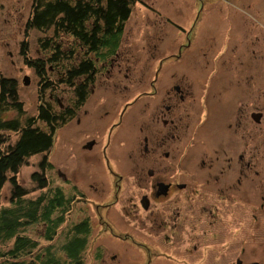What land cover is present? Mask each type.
<instances>
[{"label":"flooded vegetation","instance_id":"flooded-vegetation-1","mask_svg":"<svg viewBox=\"0 0 264 264\" xmlns=\"http://www.w3.org/2000/svg\"><path fill=\"white\" fill-rule=\"evenodd\" d=\"M262 39L258 51H264V38ZM201 45L202 40H199L197 46L201 47ZM154 46H157L156 42ZM155 50H152L146 63L148 68L154 66L153 74L149 76V72L145 70V64L139 61V69H141L139 85L143 86V89L132 101L126 102L122 107H120V103L115 105L116 103L110 100L112 98L103 97L100 90L106 92L110 90V87L120 82V76L122 81L128 79V73L122 74V71L130 69L132 55L125 54L124 49L120 46V49L114 50L100 59L96 56L93 57L95 71L88 84V98L80 108L74 110L73 118L79 119L85 116L89 120L88 124H91L92 119L97 115L98 119L102 121H105L112 113L115 116H120L119 123L116 121L104 123L107 133L106 144L100 143L99 139L91 138L84 142L82 148L90 151L99 145L102 148L103 156L108 157V153L110 156L117 155L118 164L112 166L108 160L105 161L111 178L117 177L114 180L115 183L112 184V196L115 200L127 201L121 207L124 216L153 230L152 237L149 234V241L138 234L135 236H128L126 233L118 234L113 223L117 222L120 217H117L116 220L114 215L116 212H114L108 220L115 219L116 221L110 224L102 217L101 212L102 209L109 208L110 203H100L96 204L95 214L98 216L101 227L105 231H110L107 236L109 241H105L106 237L102 242L115 249V253L111 254L110 259L115 264L119 262L132 264L129 262L132 254L133 258L138 255L140 260L143 259L146 264H149L154 256L159 258L155 264H168L169 258L167 257H170V254L161 250V246L165 245H170L171 250L179 249V252H172L174 258H180L178 264H190L186 261L187 259L193 261L191 264H207L210 259H214L213 263H215L219 257L218 248H224L229 244H219V241L209 243L204 239L220 237L218 231L224 229L223 224L218 222L222 220L221 218L229 217V220L224 222L225 226L233 222L237 223V227L241 224H247L248 227L259 225L261 228L263 227L261 233L264 236V211L262 218L259 219L260 215L255 213L256 208L251 205V202L258 198L261 201V206H264V178L257 177L258 170L256 168L260 163L258 161L256 163L255 154L257 142L260 141V147L264 145V132L259 131L262 136L260 137V134H256L255 130L250 127L259 124L264 117V112L262 106H258L256 102L253 104L243 103L245 105L242 109L240 108L242 94L245 91H242V88L248 84L246 79H253V74L257 70V52L253 53L248 50L240 56H236L235 69L231 76L232 79H230L228 71L224 67L213 68L209 71L210 59L205 57L202 51L197 55L202 57V61L206 65L199 67L201 71H192L195 59L181 54V49L176 54H164L158 49ZM247 56L249 57L241 58ZM220 59L217 57L215 59L217 62L211 64L212 67H215ZM240 65L247 70L246 75L239 70ZM190 66L191 68H189ZM114 78L119 79L115 84H113ZM103 86L104 88H102ZM97 96L101 102L97 105L94 104L95 111L94 114H91L89 110L91 107L87 106V102L91 97L94 99ZM109 101H111L109 104H113V108L111 106L104 107ZM133 105L134 107H132ZM130 111H132L131 114L126 118V114ZM145 115L150 121H154V126L150 130L140 125L143 118L147 119ZM135 116V123L138 122L137 127L136 124L135 127L133 124ZM232 116L237 117V124L235 127L229 125L235 128L236 132L231 134L227 140V147L229 148L233 143H240L243 139L245 143L242 146L245 151L243 149V153L238 154V157L229 155L225 163L226 166L222 167L219 174L216 175L217 168L213 164L212 157L206 159L199 153L207 152L208 147L207 144H204L205 142H218L216 138L223 136L225 129L216 127H219L221 122L223 126L224 121ZM122 120L123 123H121ZM242 121L249 123L250 126L247 124V127H242ZM133 134L137 139V146H130L127 156L118 153L117 149H120L121 146L117 143H122L124 136ZM180 134H183L182 138L187 140L189 147L193 150L190 154L187 151L181 154L184 159L175 162L173 160L177 156L175 150L183 148L176 146L177 137ZM195 141L199 143V146L201 143L204 145L202 147L195 146ZM90 142H93L91 147H86ZM113 145H117V147L115 148ZM221 155L217 154L215 159L223 161L224 156ZM262 161L261 166H264V159ZM177 164L182 169L179 174L174 170ZM99 167L101 171H104L102 164ZM55 172L59 184L52 185L46 177L47 184L44 190H53L55 195H61L65 200L64 208H67V212H70L69 207H72L73 202L82 201L87 197L85 190H90L91 193L87 194L100 195L99 191L103 189L99 186V181L102 178L90 177L89 180L84 181V185L68 186L67 194H65L63 187L66 184L70 185L71 174L63 171L64 174L60 169ZM98 173L101 175L99 170ZM106 186H104L105 190L108 187ZM127 187L131 190L130 194L128 196L122 194V197H119L121 194L118 192L127 190ZM259 189L260 193L257 192ZM212 197L217 198L220 202L219 206L214 202L209 203V199ZM71 198L72 200H69ZM240 201L252 208L250 215L243 217L242 222H240L238 211L235 209L240 206ZM221 207L225 209L226 217L221 212ZM147 220H150L149 225L146 224ZM63 223H65L64 217L58 227L52 231L53 234L61 237L60 233L64 229ZM80 223L85 230L84 222L77 224ZM43 226L46 228V224ZM95 231L96 234H92V239L96 243L101 232L98 228ZM230 233L234 235L235 231L231 229L227 235ZM53 234L51 235L52 240L55 238ZM59 237L56 242L61 240ZM114 238L117 239L114 240ZM246 239L248 241H245ZM257 240H259V236L255 235V231L245 237H238L236 243L237 246H240V250L233 253L227 264H264V247L261 243L257 245ZM102 242H100V249L105 247ZM251 243L254 245L253 248H249ZM132 250L135 251V254L131 252ZM97 256L98 253H96ZM140 263L145 264L144 262ZM222 264H226L224 260Z\"/></svg>","mask_w":264,"mask_h":264},{"label":"rangeland","instance_id":"rangeland-1","mask_svg":"<svg viewBox=\"0 0 264 264\" xmlns=\"http://www.w3.org/2000/svg\"><path fill=\"white\" fill-rule=\"evenodd\" d=\"M32 0H0V69L4 75L13 77L17 79L19 85V95L20 99L24 104V109L27 114L35 115L37 111L38 103V94H41V91L38 93V84L39 79L35 73V70L31 67H28L24 62V57L21 55V45L22 42L27 44V55L30 59L42 58L44 56V49L40 45L39 37H48L51 35V31H48L46 34L38 30H28L26 31V21L30 14ZM247 5H250L249 9H245ZM247 8V7H246ZM43 37V38H44ZM264 38V0H137L133 6L132 13L129 19L126 22V26L121 39V48L124 49L125 54L132 55L130 60V69L128 71L123 70L122 74L128 73V79L122 81L121 76L119 79H113V84L118 80V84L110 87V90L103 91L100 90V94L103 97L112 98L117 105L120 103L122 107L126 102L132 101L135 96L143 89L139 85V76L141 69H139L140 63L145 64L150 58V54L155 49H158L161 53H180L185 54L195 59V62L192 66V71H201L200 66L203 67L206 65L203 63L202 57L197 55L200 51L205 54V57H209L208 69L209 71L213 68L224 67L228 71V77L230 79L233 75L235 69V57L240 56L244 52L250 50V52L256 53V67L254 80L252 78L246 79L248 84H245L242 88L243 98L240 104V108L245 104L256 102L258 106H262V111L264 112V51H258L261 46V40ZM160 40V41H158ZM202 40L201 47L197 46V42ZM61 42L66 47L71 43V40L66 37H61ZM155 42L157 46H154ZM217 57L221 58L220 62L215 67H212L211 64H215ZM247 57H241L248 58ZM207 62V59H205ZM263 61V62H262ZM238 63V62H237ZM46 67H48L46 65ZM191 68V66L189 67ZM146 72L153 74L154 66L151 68L145 67ZM240 71H243L244 74L247 70L240 65ZM246 75V74H245ZM25 77L29 78V84L25 85L23 79ZM104 88V86L102 87ZM249 88V89H248ZM40 90V89H39ZM253 90V91H249ZM58 97L56 100L58 103L63 104L67 103L71 99L70 91L61 85L58 87L57 92L55 93ZM97 101V102H96ZM101 102L98 99V96L87 102V106L91 108L90 113L94 114L96 105ZM111 101L107 102L104 107L113 108V104H109ZM247 102V103H246ZM245 103V104H243ZM136 102L134 103V105ZM134 105L132 107H134ZM119 107V106H118ZM109 111V110H106ZM132 111L126 114V118L131 114ZM147 119L141 120V124L145 126L146 129L150 130L154 126V121H150L148 116L145 115ZM115 120H112L114 119ZM88 118L85 116L78 118H73L67 121L63 126H61L57 132L54 139V144L49 151L48 160L52 164V167L49 170H45L44 173L47 179L52 183V185L59 184L57 169H60L62 172L71 174L69 183L70 185H65L63 187L65 194H67L68 186H78L79 184L84 185V181L90 177L95 179L102 180L99 181L100 187L103 189L99 191L100 195L96 194H87L91 193L90 190L86 191V196L84 200L77 201L70 208V212L64 214L65 223H63L65 231L60 233L64 235L62 237V242L65 240V236L70 234L71 231L75 232L74 226L78 222H84L85 224V244L81 249L79 258L76 260L78 264H115L112 262L111 254L115 253V249L111 246H106L102 241L109 236L110 231H105L99 224L98 216L95 214L96 204L100 203H110V207L102 209V217L106 219L110 224L113 223V226L116 227L118 234L123 235L126 233L128 236H139L150 240L149 234L152 237L153 230L150 227H143L141 224L134 222L128 216H124L121 207L124 206L127 201H120V199L115 200L113 198V188L112 184L115 183L116 176L111 178V174L106 168V162L109 161L110 164H118L119 159L116 156L108 157L103 156L101 153L102 148L99 145H96L93 150L86 151L82 148V145L85 141L94 138L99 139L100 143L106 144L107 133L104 128V123L110 121L120 122V116H115L114 113L109 115V117L102 121L98 119V115L94 116L91 121V124H88ZM124 121L122 120L121 123ZM133 124L137 127L136 116L133 120ZM126 123V122H125ZM237 124V117L232 116L229 119L225 120L222 126V122L219 123V127L225 129L224 135L219 136L217 139L218 142L213 143H204L207 144V152L199 153L200 155L205 156V158H211L214 161L213 164L216 166L215 174L218 175L222 167H225V163L229 155H235L238 157V154L243 153V144L245 141L240 143L232 144L229 148L227 147V140L230 138L231 134H234ZM245 121L241 122V126L247 127ZM131 125V124H130ZM42 126V124H41ZM250 126V125H249ZM127 127V124H125ZM257 133L260 134L264 132V117L261 119L259 124L251 125ZM145 129V131H146ZM240 129H243L240 127ZM183 134H180L177 137L176 146L183 147L175 150L177 155L175 162H180L184 159V156L181 154L187 151L188 154L193 150L189 147L188 142L185 138H182ZM182 138V139H179ZM234 139V137H232ZM259 139V138H258ZM137 139L132 136H124L122 143H117L121 146L118 150V153L121 155L127 156V152L130 151V146H137ZM204 144L194 142L195 146L202 147ZM113 145V147H117ZM123 145V146H122ZM194 146V147H195ZM255 154H256V163L257 161L260 165L257 164L258 175L257 177L264 178V166H261L262 159H264V145L260 147V141L257 142ZM111 147V146H110ZM129 148V149H128ZM196 150V149H195ZM109 152V150H108ZM248 152V151H247ZM113 154V152H111ZM217 154H222L224 156L223 161H217L215 156ZM219 156V157H221ZM41 158V155H34L28 160V162L23 165L18 173V182L21 186L25 187L28 190H31L32 193L29 195L31 198L37 197L40 192L36 190V184L32 181L31 174L34 172H41L38 167V162ZM100 164L103 165L104 171L100 170ZM97 169V170H96ZM125 169V168H123ZM100 171L101 175L98 173ZM177 174L182 170L177 167L174 169ZM63 172V173H64ZM64 173V174H65ZM260 174V175H259ZM106 179V180H105ZM89 180V179H88ZM102 185V186H101ZM107 185L106 190L104 186ZM83 188H85L83 186ZM115 190V187H114ZM260 189L257 190V192ZM131 190L127 187V190H121L118 193L121 194L119 197L128 196ZM133 195L135 194L132 193ZM69 200H72L69 199ZM214 202L220 205V202L217 198L212 197L209 199V203ZM251 205L256 208L255 213L259 214V219L262 218V212L264 211V206H261V201L258 198H255ZM10 206L9 203V186L4 185L0 190V207ZM67 209V208H65ZM240 217V222L244 220L243 217L250 215V209L248 205H244L240 201V206L235 208ZM114 212H116L114 214ZM221 212L224 213V217L227 216L225 209L221 207ZM115 215V219L108 220L109 217ZM252 214V211H251ZM221 222L224 226V229H220L218 233L220 234L219 238H207L204 239L205 242L216 243L219 241V244H229L225 245L224 248H218L219 257L215 263L214 259H210L207 264H222L223 260L227 264L230 261L233 253L236 250H240V246H237V238L242 236L245 237L251 234L252 231H255V235L259 236L256 244L264 247V236H262V229L259 225L255 227H248L247 224H241L237 227V223L233 222L230 225L224 224L229 220L227 218H221ZM146 224H150V220L146 221ZM43 225L41 223L36 224L34 227H29L27 234L36 241V249L28 250V257L25 259L29 260V256H35L40 250L44 249L49 245V243L42 236ZM99 229V240L95 243L92 239V234L95 235V229ZM231 229L235 231V234L230 233L227 235V232H231ZM250 230V231H249ZM66 232V234H65ZM117 238H114L116 240ZM108 242V237L105 240ZM245 241H248L246 239ZM100 242L103 243L102 249H100ZM157 247L155 245H152ZM253 243L250 244L249 248H253ZM161 250L170 254L168 264H178L180 258H174L173 253L179 252V249L176 250L173 248L171 250L170 245L161 246ZM95 251V253H93ZM132 253L135 254V251L132 250ZM173 252V253H172ZM96 253L98 256L96 257ZM159 258L154 256L152 261L149 264H155ZM188 263H192L191 259L186 260ZM129 262L132 264H142L143 259L140 260L139 256L136 255L133 258V254L129 259ZM118 264H125L119 262ZM146 264V263H145Z\"/></svg>","mask_w":264,"mask_h":264},{"label":"trees","instance_id":"trees-1","mask_svg":"<svg viewBox=\"0 0 264 264\" xmlns=\"http://www.w3.org/2000/svg\"><path fill=\"white\" fill-rule=\"evenodd\" d=\"M136 2L31 1L26 31L35 29L44 34L51 31V35L39 37L44 49L42 58L30 59L27 44L21 45L25 64L40 78L38 93L41 94L35 115L26 113L17 79L4 75L0 69V190L4 185L9 186L10 203L0 207V264H78L85 231L81 223L77 224L75 232L67 234L63 242V234L61 237L53 234L63 221L66 205L61 195L44 190L47 184L44 171L51 167L48 154L57 130L73 118L74 110L88 98V84L95 71L93 57L100 59L120 49L126 22ZM62 36L71 40L66 47L61 42ZM61 85L71 96L63 104L58 103L55 95ZM34 155H41L38 162L41 172L31 174L40 194L31 198L32 191L18 182V173ZM39 223L46 224L40 237L49 245L26 260L25 253L37 248L36 241L27 234L28 228ZM58 237L61 240L56 242Z\"/></svg>","mask_w":264,"mask_h":264},{"label":"water","instance_id":"water-1","mask_svg":"<svg viewBox=\"0 0 264 264\" xmlns=\"http://www.w3.org/2000/svg\"><path fill=\"white\" fill-rule=\"evenodd\" d=\"M23 83H24L25 85H28V84H29V78H28V77H25V78L23 79ZM92 144H93V142H90L88 145H86V147H91Z\"/></svg>","mask_w":264,"mask_h":264},{"label":"crops","instance_id":"crops-1","mask_svg":"<svg viewBox=\"0 0 264 264\" xmlns=\"http://www.w3.org/2000/svg\"><path fill=\"white\" fill-rule=\"evenodd\" d=\"M246 7H247V8H246ZM246 7H245V9H249V8H250V5H247Z\"/></svg>","mask_w":264,"mask_h":264}]
</instances>
